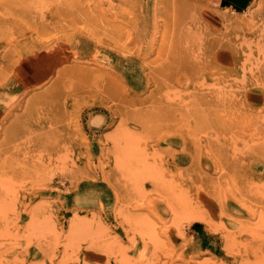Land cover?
<instances>
[{"label": "rangeland", "instance_id": "rangeland-1", "mask_svg": "<svg viewBox=\"0 0 264 264\" xmlns=\"http://www.w3.org/2000/svg\"><path fill=\"white\" fill-rule=\"evenodd\" d=\"M0 264H264V0H0Z\"/></svg>", "mask_w": 264, "mask_h": 264}, {"label": "crops", "instance_id": "crops-1", "mask_svg": "<svg viewBox=\"0 0 264 264\" xmlns=\"http://www.w3.org/2000/svg\"><path fill=\"white\" fill-rule=\"evenodd\" d=\"M256 0H205L211 10L241 14L246 12Z\"/></svg>", "mask_w": 264, "mask_h": 264}, {"label": "bare ground", "instance_id": "bare-ground-1", "mask_svg": "<svg viewBox=\"0 0 264 264\" xmlns=\"http://www.w3.org/2000/svg\"><path fill=\"white\" fill-rule=\"evenodd\" d=\"M193 222H205V220L203 219V217H201L200 215H195V217L191 218Z\"/></svg>", "mask_w": 264, "mask_h": 264}]
</instances>
